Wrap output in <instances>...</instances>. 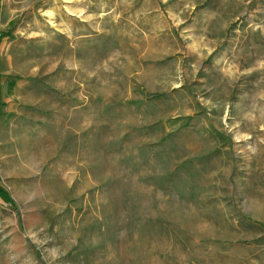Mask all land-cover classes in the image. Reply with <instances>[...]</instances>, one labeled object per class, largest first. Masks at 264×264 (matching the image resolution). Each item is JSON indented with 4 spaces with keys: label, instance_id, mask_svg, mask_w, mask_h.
I'll list each match as a JSON object with an SVG mask.
<instances>
[{
    "label": "rangeland",
    "instance_id": "obj_1",
    "mask_svg": "<svg viewBox=\"0 0 264 264\" xmlns=\"http://www.w3.org/2000/svg\"><path fill=\"white\" fill-rule=\"evenodd\" d=\"M0 32V264H264V0H0Z\"/></svg>",
    "mask_w": 264,
    "mask_h": 264
},
{
    "label": "trees",
    "instance_id": "obj_2",
    "mask_svg": "<svg viewBox=\"0 0 264 264\" xmlns=\"http://www.w3.org/2000/svg\"><path fill=\"white\" fill-rule=\"evenodd\" d=\"M1 34L5 35V36H8L10 33L9 32H0ZM10 203V201H9Z\"/></svg>",
    "mask_w": 264,
    "mask_h": 264
},
{
    "label": "built area",
    "instance_id": "obj_3",
    "mask_svg": "<svg viewBox=\"0 0 264 264\" xmlns=\"http://www.w3.org/2000/svg\"><path fill=\"white\" fill-rule=\"evenodd\" d=\"M9 1V0H8Z\"/></svg>",
    "mask_w": 264,
    "mask_h": 264
}]
</instances>
